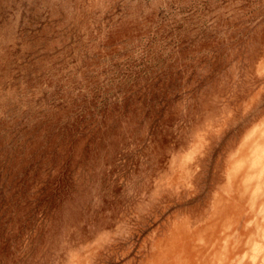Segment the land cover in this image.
<instances>
[{
	"label": "rangeland",
	"instance_id": "374dc122",
	"mask_svg": "<svg viewBox=\"0 0 264 264\" xmlns=\"http://www.w3.org/2000/svg\"><path fill=\"white\" fill-rule=\"evenodd\" d=\"M0 264H264V0H0Z\"/></svg>",
	"mask_w": 264,
	"mask_h": 264
}]
</instances>
